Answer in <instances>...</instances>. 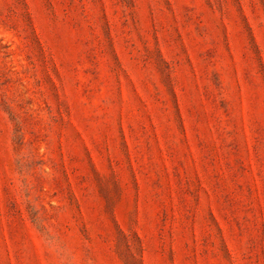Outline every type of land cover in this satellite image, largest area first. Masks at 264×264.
Listing matches in <instances>:
<instances>
[{"label": "rangeland", "instance_id": "obj_1", "mask_svg": "<svg viewBox=\"0 0 264 264\" xmlns=\"http://www.w3.org/2000/svg\"><path fill=\"white\" fill-rule=\"evenodd\" d=\"M0 264H264V0H0Z\"/></svg>", "mask_w": 264, "mask_h": 264}]
</instances>
